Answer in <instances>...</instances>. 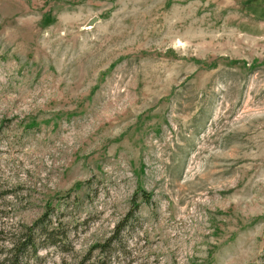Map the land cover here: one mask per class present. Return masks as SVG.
<instances>
[{"label":"rangeland","instance_id":"rangeland-1","mask_svg":"<svg viewBox=\"0 0 264 264\" xmlns=\"http://www.w3.org/2000/svg\"><path fill=\"white\" fill-rule=\"evenodd\" d=\"M135 201L107 264H264V0H0V251L51 207L23 264H76Z\"/></svg>","mask_w":264,"mask_h":264},{"label":"trees","instance_id":"trees-1","mask_svg":"<svg viewBox=\"0 0 264 264\" xmlns=\"http://www.w3.org/2000/svg\"><path fill=\"white\" fill-rule=\"evenodd\" d=\"M142 196L145 198V203H151V196L146 193H143ZM50 208L35 224L24 226L18 234L7 239L11 246H5L0 251V264H23V257L26 254L32 253L36 257L40 250L48 248L55 247L65 252L73 249L69 240V230L61 221L57 222L58 225L53 222L54 211ZM138 208L135 201L134 208L132 207L126 217L115 225L112 236L103 242L92 245L87 254L76 264H92L96 255L100 256L97 264H107L106 254L114 250V245L121 243L122 235L128 228L129 221L136 217ZM0 234H3V231H0Z\"/></svg>","mask_w":264,"mask_h":264}]
</instances>
